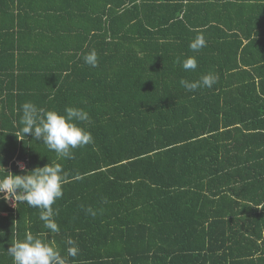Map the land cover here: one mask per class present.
<instances>
[{
	"label": "trees",
	"instance_id": "obj_1",
	"mask_svg": "<svg viewBox=\"0 0 264 264\" xmlns=\"http://www.w3.org/2000/svg\"><path fill=\"white\" fill-rule=\"evenodd\" d=\"M25 102L83 109L92 142L58 159L20 134ZM17 162L67 173L60 231L0 197V264L26 233L67 264H264V0H0V164Z\"/></svg>",
	"mask_w": 264,
	"mask_h": 264
},
{
	"label": "clouds",
	"instance_id": "obj_2",
	"mask_svg": "<svg viewBox=\"0 0 264 264\" xmlns=\"http://www.w3.org/2000/svg\"><path fill=\"white\" fill-rule=\"evenodd\" d=\"M193 51L206 47L203 35H198L189 44ZM84 62L92 67L98 64L95 50L84 56ZM185 71L197 68L195 57L177 58ZM217 77L211 73L203 75L198 81L181 79L180 84L185 90L192 92L200 87L211 88ZM88 113L81 108L66 107L64 114L56 110H46L32 102L22 105V116L19 132L22 136L31 134L36 140H42L50 151L55 152L58 159H72L73 150L92 142L90 131L80 127L77 122L88 121ZM21 140V139H20ZM3 173L0 174V196L5 201L11 200L16 206L26 203L30 207L40 209L39 219L44 227L52 233L60 231L54 220L53 204L63 196V184L67 180V173L60 163H49L43 167H35L28 171L21 165L23 174L6 172L2 164ZM88 211L95 215L91 209ZM71 244L72 242L69 241ZM68 255L75 257L78 248L69 247ZM12 257L13 264H67V260L52 243H46L31 233H26L23 240L14 241L7 250Z\"/></svg>",
	"mask_w": 264,
	"mask_h": 264
},
{
	"label": "crops",
	"instance_id": "obj_3",
	"mask_svg": "<svg viewBox=\"0 0 264 264\" xmlns=\"http://www.w3.org/2000/svg\"><path fill=\"white\" fill-rule=\"evenodd\" d=\"M17 164H18V165H23V167H24V163H23V162H17ZM20 168H21V167H20ZM0 197H2V196H0ZM6 203H7L8 206L11 207L12 209H14V208L16 207V206H15V207L13 208V206L10 205L7 201H6ZM7 215H8V212H0V216H7Z\"/></svg>",
	"mask_w": 264,
	"mask_h": 264
},
{
	"label": "built area",
	"instance_id": "obj_4",
	"mask_svg": "<svg viewBox=\"0 0 264 264\" xmlns=\"http://www.w3.org/2000/svg\"><path fill=\"white\" fill-rule=\"evenodd\" d=\"M7 202H8L10 205H12L13 208L15 207L14 204H13V202H12L11 200H8Z\"/></svg>",
	"mask_w": 264,
	"mask_h": 264
}]
</instances>
